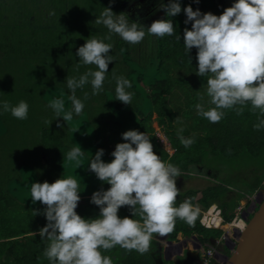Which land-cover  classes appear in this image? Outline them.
<instances>
[{"label": "trees", "instance_id": "16d2710c", "mask_svg": "<svg viewBox=\"0 0 264 264\" xmlns=\"http://www.w3.org/2000/svg\"><path fill=\"white\" fill-rule=\"evenodd\" d=\"M120 2L123 0H0V118L5 122L7 118L19 120L30 128L32 135L24 134L25 139L17 140L15 135L11 150L21 143L30 142L33 146V150L19 155L22 159L15 164L16 169L9 163L4 174H0V264H50L43 254L47 241L34 234L46 223L42 214H34V209L42 211L44 205L34 204L29 197L20 199L16 192L20 186L31 184L28 174V179L22 174V169L28 167L30 156L42 162L40 165L29 164L34 166L33 182L51 183L61 175L66 178L65 166L74 165L75 161H69L66 156L72 147L66 136L72 134V128L62 117L55 118L54 110L44 100L43 91L61 86L70 95L66 78H78L89 68L95 70V65H83L75 54L85 39L92 36L99 39L111 36L104 42L112 44L109 55L114 59L98 95H92L90 84L77 89V97L83 101L84 109L75 116L87 115L94 145L104 150L101 159L110 162L115 145L124 142L121 134L135 129L149 136L156 154L163 161L177 166L182 176L193 170H203L214 179L202 187L183 186L176 180L179 189L177 204L190 199L200 210L216 203L223 219L221 226L204 227L200 222V211L194 226L177 219L175 229L162 239L177 241L195 235L201 243H214L223 231L233 238V234L240 231L235 226L227 228L226 223L234 217L243 194L250 195L264 187V127L254 128L258 122V110L252 111L250 105L244 106L239 113L226 110L217 123L197 114L195 105L207 100L206 96L204 101L200 99L205 94L207 78L195 74L196 49L187 54L184 48L183 29L190 28L191 22L185 25L183 11L175 17H166L163 11L162 19L173 21L175 35L150 37L145 29L144 39L132 46L94 22L103 7H111L115 13L123 12L118 7ZM163 2L167 3V0ZM233 2L180 0L182 9L191 6L201 13L215 15L221 14ZM68 3L74 6L73 10L64 8ZM136 16H129V19L136 21ZM178 35L181 40L176 38ZM136 49L137 54L133 53ZM113 73L130 81L131 87L127 89L133 94L130 105L116 100ZM85 93L87 99H84ZM21 100L28 104L26 119H16L10 112L3 111L4 101L15 105ZM153 119L165 134L171 152L163 147L155 134ZM46 121L52 122L47 124ZM180 128H183L180 135L194 140L190 147L185 148L180 143ZM8 135L12 137L13 134ZM7 145L8 141L3 140L0 148ZM77 159L85 163V169L74 167L81 191L76 212L84 218L95 217L99 208L90 202V197L94 191L106 190L109 185L99 181L89 170L91 158ZM225 160L237 162V167H228L225 171L221 167ZM208 170L212 171L208 173ZM260 194L264 196L263 191ZM119 215H130V210L122 207ZM180 241L178 243L184 246V239ZM168 247H165L166 257H171L174 252ZM188 248L191 249L189 245ZM194 251L201 256L199 249ZM105 255L111 256L113 264L150 263L149 254L125 251L119 246Z\"/></svg>", "mask_w": 264, "mask_h": 264}, {"label": "clouds", "instance_id": "9594fccd", "mask_svg": "<svg viewBox=\"0 0 264 264\" xmlns=\"http://www.w3.org/2000/svg\"><path fill=\"white\" fill-rule=\"evenodd\" d=\"M160 8L166 17H175L183 11L185 25L191 22L190 28L183 29V45L187 54L196 49L195 74L207 78L205 94L200 97L201 101L204 96L207 100L195 105L197 114L217 123L226 110L239 113L250 105L252 111L258 110L254 128L264 127V0H234L219 15L201 13L191 6L182 9L180 0H167V3L161 0ZM94 22L129 44L140 43L146 35L145 29L148 35L156 37L175 35L170 19H155L145 27L130 20L125 12H113L111 7H103ZM176 38L181 40L180 35ZM110 39V35L104 39L92 36L76 49L75 54L83 65H95V70L89 68L78 78H66L72 107L65 111L63 99L52 100L49 107L54 110L55 118L62 117L67 122L83 111L84 103L76 96L77 89L90 84L92 95L100 93L114 59L109 55L112 44L104 42ZM113 79L116 100L130 105L133 98L127 91L130 81L115 73ZM87 98L85 93L84 99ZM2 108L16 119L27 118L28 104L23 100L15 105L4 101ZM182 132L183 128L178 129L180 143L190 147L194 140L180 135ZM121 135L124 142L115 145L110 162L101 159L104 150L98 149L88 164L97 179L109 185L106 190L94 191L90 197V202L99 208L97 216L84 218L76 212L81 191L72 176L61 175L51 183L31 184L32 202L44 205L42 211L34 209V214H42L46 220L34 234L47 241L43 254L50 264H113L111 256L105 253L117 246L143 255L150 251L153 236L171 233L177 219L194 226L199 208L190 199L177 204L176 180L181 176L180 169L156 154L144 132L132 129ZM82 155L80 146L66 154L69 161H77V167H81L77 158ZM122 207H127L130 215L121 217Z\"/></svg>", "mask_w": 264, "mask_h": 264}, {"label": "rangeland", "instance_id": "374dc122", "mask_svg": "<svg viewBox=\"0 0 264 264\" xmlns=\"http://www.w3.org/2000/svg\"><path fill=\"white\" fill-rule=\"evenodd\" d=\"M160 6H161V0H123V2H120L118 4V7L121 8L123 12L127 13L128 16L131 17L137 14L136 21H139V23L143 24L146 27L153 20L162 19L163 10L160 8ZM150 37L152 36L150 35ZM131 45L133 46V44ZM133 53L137 54L139 52L136 49V51ZM119 57L120 56L118 54V58ZM70 95L61 86L60 87H50V88H47L45 91H43L44 100L48 104H50V102L54 99H63L65 102V111L70 110V107H71L70 105L71 101L69 100ZM76 96H79V95L76 93ZM61 115H63V113H61ZM154 116L155 115L153 114V117ZM67 123H69V125L72 128V134L66 136V140L68 142L71 141L70 143L72 147H79V146L81 147L82 152H83V155L81 157L90 159L92 156L95 155L98 148L94 145V138L91 132V126L87 119V115L81 114V116L76 117L74 114L73 119L70 121H67ZM152 126L155 130L156 135L158 136L162 135L166 137L154 119L152 122ZM8 134H13V135L12 137H10ZM24 134L32 135L30 133V128H26L25 126H23L21 121L7 118L5 122L1 120L0 118V145L2 144L3 140L6 142L8 141L7 146L0 148V174H4L9 163L14 165L13 169H16L15 164H17L19 160L22 159V157L19 155H22V152L24 151L33 150V146L30 142L26 144L21 143L19 146L11 150V144H12V141L15 140V135L18 136L16 138L17 140H21V139L26 138ZM162 145L169 152L172 151V149L170 148V144L167 142V140L165 142H162ZM6 147L9 148V150H7ZM105 154L109 155V153H105ZM28 160H29V164L31 165H32V162L36 163L37 165H40L42 163L41 161L33 160L32 156H30ZM225 161L226 162L223 165H221L222 169H224L225 171L226 169H228V167H234V168L237 167V164H235L237 162L234 163L233 160H225ZM79 163L81 165V167L79 168L85 169L84 168L85 163L81 161H79ZM29 164H28V167L26 165V168L22 169V174L24 175V177H26V179L29 178L28 181L29 183L32 184L34 180L33 173L35 172L32 173L34 166H30ZM74 167L77 168V161L74 162L73 166H70V165L65 166V168L67 169L66 177L72 176L74 179L77 180L76 173L78 175V172H76V169ZM69 170L71 171L70 173H69ZM211 171L212 170H208L207 172L210 173ZM27 174H28V178H27ZM210 180H214L213 177L209 174H206L203 170H201V172H197L196 170H193L192 172L187 173V176L181 175L180 177H178L177 183L182 182L183 186L202 187L205 184L209 183ZM31 184L25 185L23 187L20 186V189H17L18 192H16V195H19L20 199H22V197L24 198V200L28 199V197L31 199V191H30ZM10 190L12 194H15L14 189L10 188ZM261 191H263V194H264V187H259L253 193H250L249 199L245 197L243 198V201H241L242 200L241 199L239 202V204H244L245 209H247V212L245 211L246 216H244V218H246L247 221L254 213L255 209L258 206L259 201L264 197L263 195L260 194ZM205 209L200 208L201 213ZM222 235L225 236L226 238L222 239L223 237ZM228 236L229 235H226L225 232L223 231L220 237H218V242L214 241L216 252H218L217 254L220 253L221 255H216L214 257L215 259H212L211 263H217L218 261L219 263L222 264V261L224 260L223 254L224 255L230 254L232 248L234 247V241L238 239V235L233 234V238L230 237L231 239H229ZM162 237L163 236L153 237L151 249L148 253H146V254H149V259H150V263H147V264H189V263L190 264H201L199 257L197 256L198 254H196L194 251V250H198L199 248L198 244L194 245V243L197 242V239L191 236L185 237L183 238L184 246H181L178 242H181L180 240H183V239H180L177 241L170 240L172 242H168L167 240L162 239ZM188 245L191 247V249L188 248ZM165 247H168L169 250H172L174 252L173 256L169 257V259H167L166 257ZM186 250L191 252L193 255H196L197 258H194L193 256H191V254H189V252H187ZM190 257L192 261L189 262L188 260L190 259Z\"/></svg>", "mask_w": 264, "mask_h": 264}, {"label": "water", "instance_id": "95a60500", "mask_svg": "<svg viewBox=\"0 0 264 264\" xmlns=\"http://www.w3.org/2000/svg\"><path fill=\"white\" fill-rule=\"evenodd\" d=\"M237 235L230 254H223L222 264H264V197L248 219L246 227ZM191 237L197 239L195 235Z\"/></svg>", "mask_w": 264, "mask_h": 264}, {"label": "bare ground", "instance_id": "6f19581e", "mask_svg": "<svg viewBox=\"0 0 264 264\" xmlns=\"http://www.w3.org/2000/svg\"><path fill=\"white\" fill-rule=\"evenodd\" d=\"M208 207H207L208 209L205 212H203L201 214V216H200V222H201V224L204 227H206V228H219L221 226L222 222H223L220 208L217 206L216 203H212ZM245 211L247 212V209H245V206H242L241 213L240 214H237V215H234L235 217H233L230 222H227L226 223L227 224V228H229L231 226H235L238 229V227L241 226L242 227V230H243L246 227V224H247V221H246V224H243L244 216H246V212ZM234 218L238 222L235 221V224H232L231 222L233 221ZM229 224H231V225L229 226ZM242 230H239V231H242ZM225 234L228 235L226 231H225ZM228 237H229V239H231L230 236H228ZM214 241H217L218 242V238H216ZM234 242H236V241H234ZM197 244H198V246H200V245H203L204 243H201L198 240V238H197ZM212 244H214V243H212ZM218 255H220V253Z\"/></svg>", "mask_w": 264, "mask_h": 264}, {"label": "built area", "instance_id": "2783aa9c", "mask_svg": "<svg viewBox=\"0 0 264 264\" xmlns=\"http://www.w3.org/2000/svg\"><path fill=\"white\" fill-rule=\"evenodd\" d=\"M157 136H158V135H157ZM158 138H159V141L161 142V144H162V142H165V141L167 140L166 137H164V136H162V135H159ZM167 142H168V140H167ZM168 143H169V142H168ZM245 197H247V199L250 198V197H249V194H243V198H245ZM243 198H242L241 201H243ZM242 206H244V204H238V206L236 207L235 215L241 213V211H242ZM208 208H209V207H208ZM208 208H206L205 210H203L202 213L205 212ZM202 213H201V214H202ZM234 217H235V216H234ZM235 221H237V220L234 218L233 221H232L231 223H232V224H235ZM246 221H247V219L244 218V220H243V224H246ZM237 222H238V221H237ZM230 225H231V224H229V226H230ZM238 229H239V230H242V227L239 226ZM223 238H226V237L223 236L222 239H223ZM196 244H197V242L194 243V245H196ZM198 249L200 250L201 256L204 258V262H205V264H210L211 261H212V259H215L214 257H215L216 255H218V254H217L218 252H216V249H215V245L212 244V243H209V242H208V243H204L203 245H200Z\"/></svg>", "mask_w": 264, "mask_h": 264}, {"label": "flooded vegetation", "instance_id": "af4514ba", "mask_svg": "<svg viewBox=\"0 0 264 264\" xmlns=\"http://www.w3.org/2000/svg\"><path fill=\"white\" fill-rule=\"evenodd\" d=\"M66 1V0H65ZM70 0H68V2H69ZM64 8L65 9H70V10H73V8H74V6L73 5H71V4H65L64 5ZM197 254V253H196ZM196 256V255H195ZM198 257H199V260H200V262H201V264H204L203 263V259H202V257L200 256V255H197ZM195 258H197V257H195ZM197 261V260H196Z\"/></svg>", "mask_w": 264, "mask_h": 264}, {"label": "crops", "instance_id": "0c3cea01", "mask_svg": "<svg viewBox=\"0 0 264 264\" xmlns=\"http://www.w3.org/2000/svg\"><path fill=\"white\" fill-rule=\"evenodd\" d=\"M47 162V160L44 162V163H46ZM187 251V250H186ZM186 251H185V253H186ZM187 252H189V251H187ZM196 253V252H195ZM189 254H191V256H193L194 258L196 257L195 255H193L191 252H189ZM187 255V254H186ZM182 257V256H181ZM167 259H169V257H167ZM195 260V259H194ZM189 262L190 261H192V259H191V257H190V259L188 260ZM190 264V263H189Z\"/></svg>", "mask_w": 264, "mask_h": 264}]
</instances>
